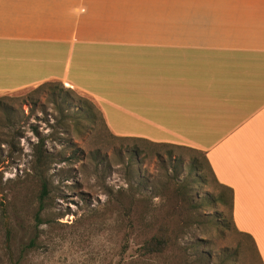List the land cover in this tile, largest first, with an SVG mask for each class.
I'll list each match as a JSON object with an SVG mask.
<instances>
[{
	"label": "crops",
	"instance_id": "crops-1",
	"mask_svg": "<svg viewBox=\"0 0 264 264\" xmlns=\"http://www.w3.org/2000/svg\"><path fill=\"white\" fill-rule=\"evenodd\" d=\"M48 83L203 152L264 264V0H0V93Z\"/></svg>",
	"mask_w": 264,
	"mask_h": 264
},
{
	"label": "rangeland",
	"instance_id": "rangeland-1",
	"mask_svg": "<svg viewBox=\"0 0 264 264\" xmlns=\"http://www.w3.org/2000/svg\"><path fill=\"white\" fill-rule=\"evenodd\" d=\"M40 150L48 160L38 166ZM36 171L47 182L41 222ZM120 191L134 200L130 216L116 205ZM221 194L200 155L113 133L90 97L58 84L0 93V256L10 230L17 264H261L230 202L210 203ZM165 236L161 255L146 252Z\"/></svg>",
	"mask_w": 264,
	"mask_h": 264
},
{
	"label": "trees",
	"instance_id": "trees-1",
	"mask_svg": "<svg viewBox=\"0 0 264 264\" xmlns=\"http://www.w3.org/2000/svg\"><path fill=\"white\" fill-rule=\"evenodd\" d=\"M48 84H58L61 88H62V84L60 83H48ZM46 85V84H44ZM43 86V85H42ZM86 105V104H85ZM87 111H88V114L90 115V113L92 111H94V108L93 106H88L87 108ZM100 115V114H99ZM101 117V116H100ZM190 149V148H189ZM192 151H194L195 153H197L198 155H200L202 157V160H203V163L205 164L206 168L208 169L209 173L212 175L213 177V180L216 182L214 176H213V173L211 171V168L208 164V161H207V158L205 156V154L201 151H198V150H194V149H190ZM137 157L136 154L132 155L131 154V159H130V162H132L133 159H135ZM47 160H48V155H46V153L42 152L41 150L38 152V157H37V165H45L47 163ZM201 168V166H199ZM198 170V165L196 164V162L193 160V162L191 163V166H190V173H192V171H197ZM37 179L39 180V183H40V187H41V194H40V197H39V200H38V211L36 213V220L38 222H41V220H39V215L40 213L44 210V198L47 194V182L45 181L43 175L41 174V172H37ZM205 181V179H203ZM202 181V180H201ZM197 183V182H196ZM217 183V182H216ZM218 185V184H217ZM190 187V184H187L184 189H189ZM222 187V186H220ZM223 189L226 190L227 194H228V198H226L224 195H220L217 199H214V200H211L210 203L211 204H215L217 202H221L223 204L227 203V200L230 202L231 204V209H232V192L230 189L228 188H224L222 187ZM123 193L122 191H120L118 193V197H117V200H116V205L118 206L119 210L123 213H126L127 216H130L131 215V212H132V206H133V202L134 200H122V196ZM121 198V199H120ZM185 202L186 205H189L190 207H193L195 208V206H197L196 204L194 205L192 203V201L190 200H183ZM233 222V220H232ZM234 225V224H233ZM5 230V228H4ZM167 231V229L164 231V233ZM9 233H10V230H7L6 231V239L5 241L2 243V249H3V252L0 256L1 260L4 261V264H17V261L14 260V256H13V252H12V243H13V236L10 238L9 236ZM244 235V234H242ZM245 237H247L251 242H252V245H253V248L255 249V251L257 252L256 250V247H255V244L252 240V238L250 236H247V235H244ZM170 240L167 236H165L164 238H159V239H156V238H151L148 242H146V252L148 254H151V255H161L164 250H166V248L168 247V245L170 244ZM30 247L32 248L33 247V242L30 243ZM258 255V253H257Z\"/></svg>",
	"mask_w": 264,
	"mask_h": 264
}]
</instances>
